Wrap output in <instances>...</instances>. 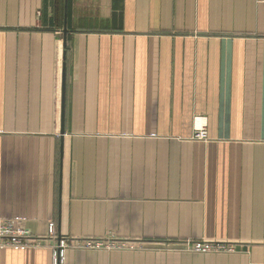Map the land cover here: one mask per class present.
<instances>
[{
  "label": "crops",
  "instance_id": "crops-1",
  "mask_svg": "<svg viewBox=\"0 0 264 264\" xmlns=\"http://www.w3.org/2000/svg\"><path fill=\"white\" fill-rule=\"evenodd\" d=\"M67 2L64 36L65 0H0V219L33 236L0 264H264V0Z\"/></svg>",
  "mask_w": 264,
  "mask_h": 264
},
{
  "label": "built area",
  "instance_id": "built-area-1",
  "mask_svg": "<svg viewBox=\"0 0 264 264\" xmlns=\"http://www.w3.org/2000/svg\"><path fill=\"white\" fill-rule=\"evenodd\" d=\"M207 138L208 133L205 123H202L200 127L195 129L190 137L192 141L197 142H205ZM47 234L49 237L55 235V227L53 225H49ZM32 237L29 230L17 225L14 220L0 219V248L27 246V241ZM188 245L192 247L193 251L196 253L230 254L235 251V247L232 244L225 242L199 241L188 243ZM82 248L99 250L102 248L114 249L124 247L118 243H114V241H88L82 244ZM63 249L64 244L60 241L57 246V254H55L54 257V264H60Z\"/></svg>",
  "mask_w": 264,
  "mask_h": 264
},
{
  "label": "water",
  "instance_id": "water-1",
  "mask_svg": "<svg viewBox=\"0 0 264 264\" xmlns=\"http://www.w3.org/2000/svg\"><path fill=\"white\" fill-rule=\"evenodd\" d=\"M67 20H68V2L65 0L64 3V36L66 35V27H67ZM64 42L66 41V37H64ZM64 108H65V67L63 66L62 71V87H61V121L63 122L64 119ZM60 135H64V130L61 129ZM63 154V147L61 146V158ZM61 240V239H60ZM59 254V253H58Z\"/></svg>",
  "mask_w": 264,
  "mask_h": 264
},
{
  "label": "rangeland",
  "instance_id": "rangeland-1",
  "mask_svg": "<svg viewBox=\"0 0 264 264\" xmlns=\"http://www.w3.org/2000/svg\"><path fill=\"white\" fill-rule=\"evenodd\" d=\"M60 7H61V10H60V13H59V16L61 15L62 16V2L60 3ZM60 16V19L59 21L57 22L58 25H63V21H62V17Z\"/></svg>",
  "mask_w": 264,
  "mask_h": 264
},
{
  "label": "trees",
  "instance_id": "trees-1",
  "mask_svg": "<svg viewBox=\"0 0 264 264\" xmlns=\"http://www.w3.org/2000/svg\"><path fill=\"white\" fill-rule=\"evenodd\" d=\"M69 21H70V5H68V20H67V25H69Z\"/></svg>",
  "mask_w": 264,
  "mask_h": 264
}]
</instances>
